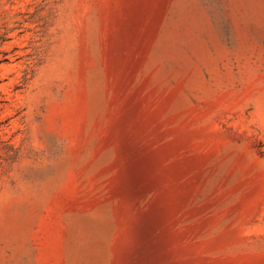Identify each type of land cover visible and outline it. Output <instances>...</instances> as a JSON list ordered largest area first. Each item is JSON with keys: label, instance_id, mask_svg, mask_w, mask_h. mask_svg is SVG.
Here are the masks:
<instances>
[{"label": "rangeland", "instance_id": "374dc122", "mask_svg": "<svg viewBox=\"0 0 264 264\" xmlns=\"http://www.w3.org/2000/svg\"><path fill=\"white\" fill-rule=\"evenodd\" d=\"M0 264H264V0H0Z\"/></svg>", "mask_w": 264, "mask_h": 264}]
</instances>
